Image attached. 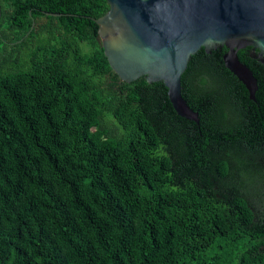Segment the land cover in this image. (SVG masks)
<instances>
[{"label": "trees", "instance_id": "obj_1", "mask_svg": "<svg viewBox=\"0 0 264 264\" xmlns=\"http://www.w3.org/2000/svg\"><path fill=\"white\" fill-rule=\"evenodd\" d=\"M107 8L0 0V264H264L249 201L264 198V160L246 149L251 107L225 48L189 57L186 119L162 81L110 68L93 21ZM248 49L236 54L263 119Z\"/></svg>", "mask_w": 264, "mask_h": 264}, {"label": "water", "instance_id": "obj_2", "mask_svg": "<svg viewBox=\"0 0 264 264\" xmlns=\"http://www.w3.org/2000/svg\"><path fill=\"white\" fill-rule=\"evenodd\" d=\"M106 2L107 10L93 21L103 54L122 81L140 76L147 82L162 81L176 114L197 122V113L181 96L180 75L198 49L209 53L223 46L224 67L253 100L256 80L236 51L248 46L249 55L264 65V0Z\"/></svg>", "mask_w": 264, "mask_h": 264}, {"label": "flooded vegetation", "instance_id": "obj_3", "mask_svg": "<svg viewBox=\"0 0 264 264\" xmlns=\"http://www.w3.org/2000/svg\"><path fill=\"white\" fill-rule=\"evenodd\" d=\"M255 74H260L257 70L254 72ZM249 99V98H248ZM254 100V101H253ZM253 100L249 99V102H246V106H250L251 109L249 113L246 114V122L247 125L251 126L252 129L250 131H246L245 133L248 136L247 143H245L246 149H253L257 151L256 156L254 157L256 161L254 163L259 162V164L263 163L264 155L259 154L258 148L264 147V118L259 119L257 115V111H260V103L253 97ZM241 104V102H240ZM262 116V114H260ZM264 153V152H261Z\"/></svg>", "mask_w": 264, "mask_h": 264}, {"label": "rangeland", "instance_id": "obj_4", "mask_svg": "<svg viewBox=\"0 0 264 264\" xmlns=\"http://www.w3.org/2000/svg\"><path fill=\"white\" fill-rule=\"evenodd\" d=\"M263 190V189H262ZM264 192V190H263ZM249 199V198H248ZM252 199V200H251ZM254 198H250L249 201L252 202V204L257 208V209H264V198L260 200H256Z\"/></svg>", "mask_w": 264, "mask_h": 264}]
</instances>
